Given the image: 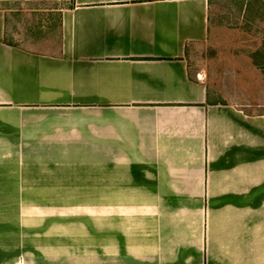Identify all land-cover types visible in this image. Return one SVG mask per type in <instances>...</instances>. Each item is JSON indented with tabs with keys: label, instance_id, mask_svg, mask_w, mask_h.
Instances as JSON below:
<instances>
[{
	"label": "crops",
	"instance_id": "crops-1",
	"mask_svg": "<svg viewBox=\"0 0 264 264\" xmlns=\"http://www.w3.org/2000/svg\"><path fill=\"white\" fill-rule=\"evenodd\" d=\"M210 7L71 0L52 51L0 9V264H264V113L190 70Z\"/></svg>",
	"mask_w": 264,
	"mask_h": 264
},
{
	"label": "rangeland",
	"instance_id": "rangeland-1",
	"mask_svg": "<svg viewBox=\"0 0 264 264\" xmlns=\"http://www.w3.org/2000/svg\"><path fill=\"white\" fill-rule=\"evenodd\" d=\"M71 0H0L8 40L40 51L55 50L60 11ZM210 37L190 52L192 74H202L219 101L264 113V0H211Z\"/></svg>",
	"mask_w": 264,
	"mask_h": 264
},
{
	"label": "trees",
	"instance_id": "trees-1",
	"mask_svg": "<svg viewBox=\"0 0 264 264\" xmlns=\"http://www.w3.org/2000/svg\"><path fill=\"white\" fill-rule=\"evenodd\" d=\"M7 43H9L8 41H6Z\"/></svg>",
	"mask_w": 264,
	"mask_h": 264
}]
</instances>
